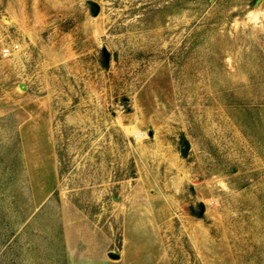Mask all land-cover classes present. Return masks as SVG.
<instances>
[{
	"label": "rangeland",
	"instance_id": "1",
	"mask_svg": "<svg viewBox=\"0 0 264 264\" xmlns=\"http://www.w3.org/2000/svg\"><path fill=\"white\" fill-rule=\"evenodd\" d=\"M0 264H264V0H0Z\"/></svg>",
	"mask_w": 264,
	"mask_h": 264
},
{
	"label": "water",
	"instance_id": "2",
	"mask_svg": "<svg viewBox=\"0 0 264 264\" xmlns=\"http://www.w3.org/2000/svg\"><path fill=\"white\" fill-rule=\"evenodd\" d=\"M188 147H189V143L187 141H185L184 150H186ZM108 254H109V256H111L113 258H117L119 256V254L117 252H113V251H109Z\"/></svg>",
	"mask_w": 264,
	"mask_h": 264
},
{
	"label": "built area",
	"instance_id": "3",
	"mask_svg": "<svg viewBox=\"0 0 264 264\" xmlns=\"http://www.w3.org/2000/svg\"><path fill=\"white\" fill-rule=\"evenodd\" d=\"M4 51H7V50H4Z\"/></svg>",
	"mask_w": 264,
	"mask_h": 264
}]
</instances>
